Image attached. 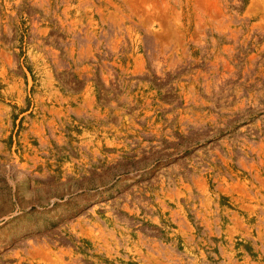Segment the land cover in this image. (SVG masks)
Listing matches in <instances>:
<instances>
[{"label": "rangeland", "instance_id": "rangeland-1", "mask_svg": "<svg viewBox=\"0 0 264 264\" xmlns=\"http://www.w3.org/2000/svg\"><path fill=\"white\" fill-rule=\"evenodd\" d=\"M0 264H264V0H0Z\"/></svg>", "mask_w": 264, "mask_h": 264}]
</instances>
